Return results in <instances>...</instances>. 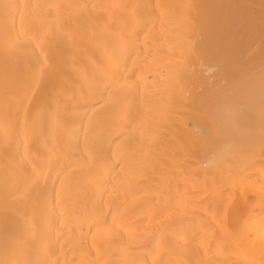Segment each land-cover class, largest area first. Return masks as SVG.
Listing matches in <instances>:
<instances>
[{
  "label": "bare ground",
  "instance_id": "bare-ground-1",
  "mask_svg": "<svg viewBox=\"0 0 264 264\" xmlns=\"http://www.w3.org/2000/svg\"><path fill=\"white\" fill-rule=\"evenodd\" d=\"M11 3L59 6L30 8L23 20L17 15L16 29L29 34L37 56L43 48L59 60L57 86L62 89L55 125L45 121L27 143L19 133L16 159L30 154L28 172L36 168L47 173L53 152L68 158L54 161L52 170L69 160L81 164L69 169L71 184L51 239L31 201L18 202L7 214L0 205V259L5 258L7 215L8 230L15 234L10 252L22 241L19 258L33 264H264V0H0V20L3 5ZM190 3L206 6L204 55L195 64L189 95L177 100L171 78L191 39L183 22V5ZM49 11L51 16L45 17ZM45 20L51 21V32L41 42ZM3 41L0 23V131ZM114 57L121 60L119 74L107 82L106 91L92 97L87 109L102 126L105 156L119 162L97 192L100 164L88 161L85 143L89 115L74 104L86 78L99 79L101 69L116 71ZM52 83L46 79L39 95H47ZM129 102L133 124L123 115ZM49 107L55 111L57 103ZM189 121L220 129L219 135L197 141L198 156L185 147L184 124ZM252 146L255 155L247 166ZM16 151L15 142H0V173ZM228 153L234 155L227 162L218 159L206 166ZM114 179L119 181L115 191ZM241 181L246 195L231 202L230 188ZM47 189L55 199L50 178ZM94 201L122 239H111L95 224ZM26 216L32 218L30 224H25Z\"/></svg>",
  "mask_w": 264,
  "mask_h": 264
},
{
  "label": "snow or ice",
  "instance_id": "snow-or-ice-1",
  "mask_svg": "<svg viewBox=\"0 0 264 264\" xmlns=\"http://www.w3.org/2000/svg\"><path fill=\"white\" fill-rule=\"evenodd\" d=\"M47 8L59 7L54 5H30V4H4L2 23L3 26V55L5 60V71L3 80V129L0 131V142L5 145L15 142L17 151L12 157V163L6 166L0 173V205L3 206L7 214L18 202L31 201L33 209L38 210L42 223L46 226L45 235L48 239L52 237L51 229L55 227L57 221V210L63 204L64 192L67 185L71 184L69 169L76 164H81V161L69 160L67 166L60 164L59 167L52 170V163L67 159L68 154L53 152L50 155L49 171L46 173L43 170L33 168L28 172L26 168L27 162L30 161V154L26 151L23 156H19L20 135L22 133L23 140L27 143L33 136L36 128L42 125L45 121L50 125H55L58 113L60 111L57 97L61 94L62 89L58 84L59 60L55 58L51 52H45L42 48L40 56H37L32 48L31 37L27 32L21 33L16 29V17L20 16L23 20L25 14L30 8ZM79 7V6H78ZM87 7V6H83ZM205 5L198 3H190L183 5L184 8V28L191 36L187 41L184 49V59L178 64L177 71L171 78L172 87L175 93V98L181 100L189 95L188 89L193 86L195 76V64L204 55L202 44L204 18L202 10ZM45 17L51 16V12H46ZM264 25V21H262ZM42 27H46V31L41 35V42H45L51 32V21L45 20ZM56 34H61V29L57 26ZM131 37H127L126 41H130ZM38 47L41 44L38 43ZM127 46V43H126ZM113 63L116 65V71L100 70L99 79H87L85 86L79 91L75 98V108L85 109L84 115H89L87 109L90 106V100L93 96L99 94L102 90L106 91L108 83L119 74L121 60L119 57L113 58ZM181 74H186L183 82L180 80ZM261 74L264 77V64L261 66ZM51 80L52 88L47 95H39L40 88L45 80ZM111 100V96L109 97ZM56 102L57 108L51 110L50 103ZM193 110H195V100L193 99ZM124 119L133 124L136 117L133 112V106L129 102L124 111ZM191 125V126H190ZM185 135L188 140L185 145L186 150L191 156H198L197 141L206 139L209 136L219 135V127L212 129L196 126L190 121L184 124ZM91 136V140H89ZM77 137V145L78 147ZM105 136L103 134L100 122L95 119V114L89 115V122L85 129V143L88 152V161L100 164L97 176L95 178V190H102V185L106 183V175L115 171L119 162L113 163L103 152L102 145ZM234 153L221 154L218 158L208 161L206 166H212L217 163V160L227 162L229 156ZM255 148L252 146L249 151V156L246 159V165L250 166L254 159ZM260 155L264 156V122H262L260 131ZM246 170V169H245ZM123 171V169H121ZM52 180L53 189L55 190V199L52 197V192L47 189V180ZM43 180V184H41ZM59 181V187H56ZM118 180L113 181V190H116ZM262 199H264V186L261 190ZM243 197L246 195V190L243 182L234 183L229 191V199L234 202L237 195ZM66 211V210H65ZM64 212H61L63 215ZM92 217H95V224L103 226L106 234L113 240L122 239L121 233L116 230V227L108 224L102 208L97 209L95 201L93 202ZM92 217H89L91 219ZM31 217H25V224H30ZM9 219L5 215L4 218V246L5 258L0 259V264H33L31 260L19 258L18 251L23 248V242L16 241V250L10 252L11 242L15 239V234L8 230ZM151 241L144 245L149 247ZM138 264V262H132ZM146 264V261L144 262Z\"/></svg>",
  "mask_w": 264,
  "mask_h": 264
}]
</instances>
